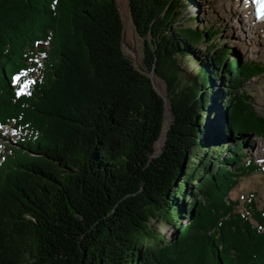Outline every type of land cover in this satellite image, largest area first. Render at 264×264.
Instances as JSON below:
<instances>
[{"label":"trees","instance_id":"1","mask_svg":"<svg viewBox=\"0 0 264 264\" xmlns=\"http://www.w3.org/2000/svg\"><path fill=\"white\" fill-rule=\"evenodd\" d=\"M184 1L129 0L138 33L154 41L139 70L117 0H0V126L24 138L0 164V264H264V211L254 194L248 215L228 199L243 176L264 173L243 163L241 139L264 137V117L240 92L264 64L229 61L216 29L175 26ZM203 44L211 56L196 60ZM150 74L170 107L161 152L166 102ZM219 109L227 142L210 124Z\"/></svg>","mask_w":264,"mask_h":264},{"label":"rangeland","instance_id":"2","mask_svg":"<svg viewBox=\"0 0 264 264\" xmlns=\"http://www.w3.org/2000/svg\"><path fill=\"white\" fill-rule=\"evenodd\" d=\"M119 10L124 24V37L123 45L124 51L128 58L133 62L134 66L142 70L143 59H144V47L145 42L150 40L153 41V37L148 35L146 38H142L138 33L131 14L129 6V0H117ZM184 9L180 18L181 22L175 26L185 25L192 26L193 28L205 29L211 27L212 29L218 30L219 34L214 39V42L218 43L220 47L225 46L228 49H232L231 55L228 56V60L231 61L233 58H238L241 63L256 61L264 64V34H257L252 38L240 40V34L243 32L239 27V15L235 12L228 10L222 5L221 0H185ZM197 18L196 21L192 20ZM192 22L190 23V21ZM253 39V40H252ZM240 40V41H239ZM207 44L200 46L198 50V57L196 60L203 61L206 56ZM41 48H48L47 44H41ZM37 61L41 63L44 59L43 55H38ZM194 59L186 58L181 64L183 70V77L186 82H191L197 73V64L193 62ZM40 67V66H39ZM41 73L38 69L35 70V74L30 78L28 82H24L22 85V93L29 91V83H32L35 79L39 78ZM158 84L156 89H161L166 94V85L158 77ZM17 82L24 80V77H17ZM155 85V84H154ZM159 91V90H158ZM247 92L253 97V104L256 108V112L261 117H264V75L252 79L249 83L244 84L240 88V92ZM160 92V91H159ZM161 93V92H160ZM220 110V111H219ZM215 113L216 117L211 120L210 124L216 126L218 131V139L226 138L228 141V118L224 119L225 110L219 109ZM214 111L212 107L211 113ZM219 112V113H218ZM171 123V119H170ZM23 134L16 131L12 126L1 127L0 126V164L3 161V156L9 154V148H17V144L23 140ZM240 140V139H239ZM242 150L246 153L243 163L248 162L249 159L254 160L257 164L264 167V147H260V144L264 142V137H256L255 135L245 136L243 139ZM225 142V143H226ZM235 142V141H234ZM157 152L160 149L157 148ZM224 158L229 157L227 150L224 152ZM233 170H237V165L231 167ZM218 171V167L216 169ZM236 190V191H235ZM236 194L235 196L233 194ZM255 195V201L257 208L260 211H264V173L254 172L249 175L243 176L239 183L229 193V201L231 205L236 202V211L243 212L248 215L246 211V205L249 202V197ZM183 226L189 224V220L185 219L182 222ZM153 228L161 232L164 237L169 238L172 241H176L182 232V229L177 227L168 226L164 223L153 222Z\"/></svg>","mask_w":264,"mask_h":264},{"label":"bare ground","instance_id":"3","mask_svg":"<svg viewBox=\"0 0 264 264\" xmlns=\"http://www.w3.org/2000/svg\"><path fill=\"white\" fill-rule=\"evenodd\" d=\"M221 3L228 10H231V11L235 12L237 15H239V27H240V30L243 32V34H240V36H239L240 40H244L246 37H247V39H250V38H252V36H255L257 34H264V20L261 22H258V23L254 22L252 15H251V12H250V9H249V6L245 2V0H221ZM153 80H154L155 86L158 87L157 86L158 79L155 75H154ZM158 90L163 95H165V93L161 89L158 88ZM170 119H171L170 110H169V106H167L164 134L156 144L158 149H161V147L164 143L165 132L168 130V128L171 124ZM260 147H264V142H262V144H260ZM233 195L235 196L236 194L234 193Z\"/></svg>","mask_w":264,"mask_h":264},{"label":"water","instance_id":"4","mask_svg":"<svg viewBox=\"0 0 264 264\" xmlns=\"http://www.w3.org/2000/svg\"><path fill=\"white\" fill-rule=\"evenodd\" d=\"M121 13V12H120ZM134 22V21H133ZM124 33V32H123ZM123 37H124V34H123ZM238 59V58H237ZM239 60V59H238ZM149 77L151 78V80H152V83L154 84V80H153V78H154V75L153 74H150L149 75ZM154 87H155V85H154ZM155 89H156V87H155ZM157 90V89H156ZM157 92L162 96V97H164L165 98V95H163L162 93H160L158 90H157ZM165 102H166V109H165V116H166V112H167V106H169V103H168V101H167V99L165 98ZM169 110H170V107H169ZM226 123H227V120H226ZM169 128H170V126H169ZM168 128V129H169ZM167 135H168V130L165 132V135H164V138L166 139L167 138ZM161 150L162 149H160V152H161ZM187 164V163H186Z\"/></svg>","mask_w":264,"mask_h":264}]
</instances>
